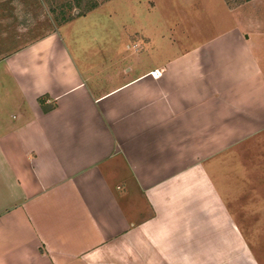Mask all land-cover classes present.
<instances>
[{"label": "crops", "instance_id": "crops-1", "mask_svg": "<svg viewBox=\"0 0 264 264\" xmlns=\"http://www.w3.org/2000/svg\"><path fill=\"white\" fill-rule=\"evenodd\" d=\"M145 5L102 63L0 60V264H261L224 163L264 143V0Z\"/></svg>", "mask_w": 264, "mask_h": 264}, {"label": "rangeland", "instance_id": "rangeland-1", "mask_svg": "<svg viewBox=\"0 0 264 264\" xmlns=\"http://www.w3.org/2000/svg\"><path fill=\"white\" fill-rule=\"evenodd\" d=\"M146 2L0 0V60L45 36L60 33L66 44L71 46V51H76L77 46L79 50L84 49L91 62L102 63L110 54L105 52L106 43L119 46L123 28L156 26L154 21L161 17V13L150 15ZM211 10L213 8H207V11ZM197 12L199 14L200 10ZM198 22H204L200 15ZM108 38L111 40L107 41ZM257 139L254 145L225 155L224 171L227 178L240 182L231 187L235 194L236 220L244 231H255L256 253L260 263L264 264V143L261 137Z\"/></svg>", "mask_w": 264, "mask_h": 264}, {"label": "trees", "instance_id": "trees-1", "mask_svg": "<svg viewBox=\"0 0 264 264\" xmlns=\"http://www.w3.org/2000/svg\"><path fill=\"white\" fill-rule=\"evenodd\" d=\"M45 101H46V99H43V98H40L39 99V103H40V105L42 106V108L44 109V111L45 112H48L49 110H52L53 109V107H46V105H45Z\"/></svg>", "mask_w": 264, "mask_h": 264}, {"label": "built area", "instance_id": "built-area-1", "mask_svg": "<svg viewBox=\"0 0 264 264\" xmlns=\"http://www.w3.org/2000/svg\"><path fill=\"white\" fill-rule=\"evenodd\" d=\"M151 74H152V77H153L154 79H158V78H161V77H162V75H163V71H161V70H156V71L152 72Z\"/></svg>", "mask_w": 264, "mask_h": 264}]
</instances>
